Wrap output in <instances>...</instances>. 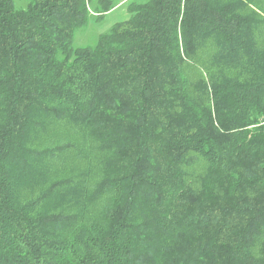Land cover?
I'll list each match as a JSON object with an SVG mask.
<instances>
[{"label":"trees","instance_id":"trees-1","mask_svg":"<svg viewBox=\"0 0 264 264\" xmlns=\"http://www.w3.org/2000/svg\"><path fill=\"white\" fill-rule=\"evenodd\" d=\"M0 0V264H264V0Z\"/></svg>","mask_w":264,"mask_h":264},{"label":"rangeland","instance_id":"rangeland-1","mask_svg":"<svg viewBox=\"0 0 264 264\" xmlns=\"http://www.w3.org/2000/svg\"><path fill=\"white\" fill-rule=\"evenodd\" d=\"M143 0H114L116 6L103 20L96 22L90 20L88 25L77 31L74 35V47L92 46L100 33L106 32L115 22L127 18L126 8L130 2H142Z\"/></svg>","mask_w":264,"mask_h":264}]
</instances>
